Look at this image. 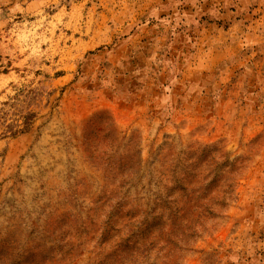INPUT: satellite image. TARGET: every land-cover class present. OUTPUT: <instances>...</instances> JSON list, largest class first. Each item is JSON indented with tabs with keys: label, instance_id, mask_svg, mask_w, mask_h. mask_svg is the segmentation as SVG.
<instances>
[{
	"label": "rangeland",
	"instance_id": "rangeland-1",
	"mask_svg": "<svg viewBox=\"0 0 264 264\" xmlns=\"http://www.w3.org/2000/svg\"><path fill=\"white\" fill-rule=\"evenodd\" d=\"M19 88L44 97L0 131V264H264V0H0V107Z\"/></svg>",
	"mask_w": 264,
	"mask_h": 264
},
{
	"label": "trees",
	"instance_id": "trees-1",
	"mask_svg": "<svg viewBox=\"0 0 264 264\" xmlns=\"http://www.w3.org/2000/svg\"><path fill=\"white\" fill-rule=\"evenodd\" d=\"M43 97H44V93H42L40 89L24 90V89L19 88V91L16 93V95L11 97L9 101H6L5 103H3V106L0 107V131L2 132V134L7 135L8 133H11L12 135L16 136V135L25 134L31 131L34 127L35 120L38 116V112L31 109V106L37 105L40 107L42 105L41 102H42ZM130 169L135 170L136 168L131 167ZM135 171H136V174H138L141 171L140 161H139V166ZM216 180L217 179L203 180L202 190L199 191L198 196H197V198H203L202 203L197 205L198 208L203 207L201 211H207L209 213L215 214V211L212 209L213 207L211 206V203L209 201L210 199L214 197H209V200L207 198L210 192L208 188L210 187V190H211L213 186L212 183H214ZM136 182H137V179L135 175H130L128 177L127 182L125 184L127 185V187L125 188L126 190H125L124 196L127 193H129L132 185H135ZM181 187L183 190L187 192H181L179 196H170L169 194L162 200L164 208H169L170 210L167 216L172 215L173 220L177 223L178 226L181 225L185 221L184 220L180 222L175 219V214L177 213V215H180V214L182 215L181 211L182 209H185L181 207V205L179 204L178 202L179 197L189 195L190 193L194 194L196 192L192 188L186 187L184 184H182ZM121 202H123V198L120 199V201L118 202V207ZM114 207L117 208V203L116 205H114ZM161 212L162 211H160V213L155 214L153 210H151L150 213L146 215V221L150 219L149 214H151L153 217V221L158 222L161 225L164 222L163 217H165V215H161ZM146 221L144 219H141L140 221L139 220L132 221L131 225H133V227H129V229L127 230V234L122 237V241H119L116 244V246H120L121 247L120 249H122L124 254H126L125 261L128 258V256L130 255L135 256L134 251L135 249H139L140 246H142L143 249L147 251V250H151L150 247L154 245V241H149V243H146L143 239H141V233H144L145 231H149L153 228L152 224H149L147 226ZM110 222H111L110 219H108L107 223L109 225H106L105 229L103 230L102 232L103 237L107 233L109 234L111 231L109 229V226H111ZM185 225H187V221L185 222ZM188 227L193 229L195 228V225L190 224L188 225ZM118 230H120V228H118ZM113 231H117V230H113ZM196 232L198 233V231ZM111 235H112V232H111ZM118 251L119 249L111 252V256L114 254V252H118ZM144 256L147 260L152 259L150 254L148 255L146 253ZM131 261L134 264L137 262V259H132ZM108 264H115V263H111L110 261Z\"/></svg>",
	"mask_w": 264,
	"mask_h": 264
}]
</instances>
